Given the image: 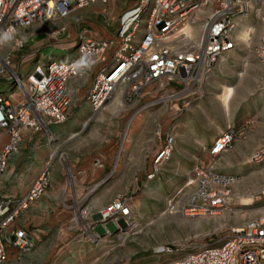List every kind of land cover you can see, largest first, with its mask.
Listing matches in <instances>:
<instances>
[{
    "label": "built area",
    "instance_id": "obj_1",
    "mask_svg": "<svg viewBox=\"0 0 264 264\" xmlns=\"http://www.w3.org/2000/svg\"><path fill=\"white\" fill-rule=\"evenodd\" d=\"M108 1L0 0V31L13 28L18 35L20 29L35 23L67 18L76 10L96 3L106 5ZM118 21L115 39H95L83 33L73 49L77 53L69 60L53 56L46 63L37 61L26 75L17 72L7 54L11 48L20 50L23 40L16 35L11 46L0 47V76L14 87L10 93H0V177L27 130L41 132L49 144L59 139L55 127L70 119L82 88L89 86L88 79L95 72L93 87L86 88L85 101L99 112L121 94L127 109L134 110L130 125L135 117L155 105L170 107L176 118L204 98L216 66L239 49L242 25L255 29L246 47L255 38L258 25H262L253 51L264 67V0H140ZM84 50H90L97 62L85 74H77L72 64ZM157 134L162 136L161 128ZM240 135L236 125H229L214 141L212 156L228 152ZM126 136L128 128L118 156L124 150ZM165 142L150 177L157 175L172 156L175 136L168 133ZM251 162L264 163V144L253 153ZM51 180V169L45 168L26 193L0 194V264L8 260V246L23 253L33 250L36 234L26 229L13 230L11 225L45 194ZM235 182V176L221 172L214 164L199 163L188 182L195 184L194 189L178 210L191 216H213L229 210L242 198L253 197V203L260 199L262 204L256 217L215 239L194 246L159 245L154 253L177 255L170 264H264V190L257 195L240 196L233 191ZM78 213L82 220L81 237L91 243L102 237L96 229L99 224L107 228L106 234H111L107 227L110 221L118 232L133 224L134 210L127 196H119L98 213L81 208Z\"/></svg>",
    "mask_w": 264,
    "mask_h": 264
},
{
    "label": "rangeland",
    "instance_id": "obj_2",
    "mask_svg": "<svg viewBox=\"0 0 264 264\" xmlns=\"http://www.w3.org/2000/svg\"><path fill=\"white\" fill-rule=\"evenodd\" d=\"M119 1L120 3L126 1V7H131L140 0ZM103 6L100 11L102 15L109 18L111 13L109 7ZM83 10H76L69 18L54 20L47 24H33L30 28L35 31L34 34L28 38H20L24 42L22 52L26 54L28 52L26 49L29 47L35 51L39 46L45 45L48 49L50 45H58L59 42L62 44L64 40L75 38L77 31L80 35L90 34L88 24L81 16ZM70 19L71 23L66 24ZM110 23L116 33L106 40L116 38L120 25L118 20H112ZM257 29L258 32L251 40L249 47H246V42L242 40L239 49L231 52L229 57L216 66L208 81V94L195 102L189 110L176 118L172 115L170 107L166 105L158 104L142 112V114L154 113L157 123H166L169 126L178 124L175 149L170 160L157 175L150 177L152 173L148 171L150 165L148 162L147 171L140 173L132 171L133 165H142L140 162L147 154L142 152L144 149L142 146L147 142L146 139H150L148 136L141 138L138 135V139L135 138L136 140L134 139L132 143L133 150H128L126 155L124 154L127 144L124 143V150L121 156L120 154L118 156L125 122L132 117L134 111L127 109L121 94L111 100V102H117V106L115 105L111 110L92 115L81 114V118H85V121H71L62 133L61 140L58 139L52 144H47L45 140L37 149H33L37 159L31 160L29 172L39 171L40 173L45 168L53 169V188L49 189L39 203V207H42L39 211L49 213L50 220L45 221V224L58 228L64 222H56L52 218L57 214H65L66 218L72 219L68 225L72 224L78 228L70 236H62L52 230L45 236H39L36 233L35 246L31 252H28L32 255L27 260L48 262L63 259V256L70 260H74L75 257L80 260L78 247L80 244L91 242L81 237L82 220L78 210L88 209L98 213L99 202L107 200L109 201L105 204L107 205L112 198L115 200L119 196L130 198L134 210L133 224L125 226L123 231L112 235L108 241L101 244L103 248L98 249V255H96L98 264H164L154 259L156 258L155 246L160 244L194 246L223 236L231 227L239 226L261 212L260 199H256L253 203V197L242 198L240 199L242 203L234 202L229 210L213 216L187 215L178 210L179 207L175 203V200L179 201V196L183 194L181 192H190L194 189L195 184L188 185V182L197 159L200 158L202 162L214 160L207 154L204 147H201L202 143L210 144L214 137H217L229 124H235L240 134L244 129L249 133L256 131L259 135L264 132V128H261L264 124V101L262 102L264 77L261 62L253 51V46L258 42L263 29L262 25L259 24ZM93 38L99 39V36L94 33ZM77 44V41H72L67 44L66 49L54 46L46 51L49 55H55L57 59L65 56V60H69L77 53L69 49L75 48ZM35 45L37 46L33 47ZM116 48L117 45L114 49ZM17 51L19 49L11 48L7 50V54L13 57ZM110 59L111 56H109ZM42 61L45 62V58ZM22 65L20 64V67ZM96 75L97 72L92 74L88 87H93ZM225 87L234 89L229 113H225L221 99ZM86 94L87 89L84 87L80 93L82 101L86 100ZM55 129L61 131L63 126L55 127ZM129 130L128 127V132ZM134 132L136 128L132 130V135ZM126 138L129 140V135ZM151 140L148 141L150 145ZM248 154L236 146L217 160L218 170L236 177L232 188L241 191L240 196L250 195L251 193H244L245 190L252 189L251 186L262 180L260 169L263 170L264 163H253L251 157L249 162H246L250 155ZM105 160H110L111 167L106 164L109 168L105 172L97 175L92 173L89 166H92L93 170L95 167L103 166ZM117 162H119L118 165ZM246 163L249 164L246 165ZM88 168L90 172L86 171ZM160 175L161 178L158 179ZM65 188L66 190L63 191ZM262 190L264 188L257 194ZM57 198L62 199L60 204L55 201ZM107 227L111 234L117 231L113 221L108 222ZM96 229L101 235L108 231L103 224H99ZM101 239L102 237L97 243L91 244H99ZM49 247L59 248L53 252L48 249ZM105 247L111 248L108 253H105ZM90 259L92 257L89 255L84 258V260Z\"/></svg>",
    "mask_w": 264,
    "mask_h": 264
},
{
    "label": "crops",
    "instance_id": "obj_3",
    "mask_svg": "<svg viewBox=\"0 0 264 264\" xmlns=\"http://www.w3.org/2000/svg\"><path fill=\"white\" fill-rule=\"evenodd\" d=\"M138 2H136L131 7H126V1H123L122 3H120L119 0H109L108 3L106 4V6L109 7V10L111 12L109 15V18L108 17L106 18V16L102 15V13L100 11L102 6L104 5V4L102 5V3L101 4L96 3L94 5H91L90 7L85 8L83 10V13L81 14V16L85 19V22L88 24V27L91 31L90 34H88V36L93 38V35L95 33L97 36H99V39L110 38L111 35H114L116 33L115 30L112 28L110 22H112V20L117 21L122 13H124L125 11L136 6V4ZM69 17H67V18H69ZM71 19H73V18H71ZM71 19L68 20L69 23H66V24H70ZM101 19H102V21L100 22ZM30 27L31 26L20 29L17 37L18 38H28V36L30 37V35H33L35 31L33 30V28H30ZM79 38H80V33H78V31H77V35L75 38L69 39L68 41L64 40L65 42H62V44H59V43H61V42H59L58 45L53 44L50 46L51 47L56 46V47H59L62 49H66L68 43H70L72 41L78 42ZM37 45H35L33 47H36ZM51 47H48V49ZM31 48L29 47L26 49L28 51L26 54L22 52L23 51V48H22L19 51H17V53L14 54V56L12 57V61H13V64H14L17 72L23 73V74L25 73V71H23V67L22 66L20 67V64H23L24 67L27 64H31V66H33V65H35V63L37 61H41L42 63H46V62H48L47 59L50 58V56H51V58H53V56L55 57V55H53V54L49 55L47 53L46 50H48V49L45 48V45L36 47L38 49H36L35 51H33ZM72 49H74V48H72ZM19 53L22 54L21 55L22 58L21 57L19 58V56H18ZM36 55H37V59L34 61L33 58L36 57ZM44 58H45V62L42 61V59H44ZM23 61H25V63H23ZM262 71H263L262 73H263V77H264L263 65H262ZM4 79H3V77L2 78L0 77V86L2 84L1 81L2 82L5 81ZM6 80H8V79H6ZM90 80H91V78L88 79V81H90ZM84 87L87 88L88 84H85ZM263 101L264 100H262V102ZM116 103L117 102H111V101L108 102L98 113H102L104 111L111 110L112 108L115 107ZM263 107H264V104H263ZM79 110H82V111H79ZM85 110H87V111H85ZM87 113L92 115L93 113L95 114L97 112H94L91 105L89 103H87L86 101H82V99L80 98L79 102H77V104H75L73 109H72V115H71L70 119L65 124L61 125V126H63V129L61 131L57 130L59 140L62 139V133H64V130L68 128V125L70 124L71 121H74V122L85 121V118H81L80 115L81 114H87ZM154 115L155 114L152 112H145V113L140 114L137 117H135L134 120L130 123V125H129L130 119H128V121L126 120L127 123L125 122V130L128 128V125H129L130 130L128 132L129 140L126 141L127 148L125 149L124 155H126L128 150H133L131 148V146H132L134 139L135 138L138 139V135L141 136V138H144V136H146V137L148 136V138H150V139H146L147 142L144 143V146H142V147H144L142 152L147 153L145 155V158H143L142 162H140V164H142V165L141 166L133 165V167H134L132 170L133 172L140 173V172L147 171V168H146L147 162H148V164L150 163L148 171L150 170V173L154 172L155 159H156L158 153L164 148L165 143H166L165 137L168 133H172L175 136V142L177 144V134H178L177 126H178V124H177V126H172V125L169 126L166 123H160V122L157 123V121H156L157 119L155 118ZM83 117H85V116H83ZM229 125H231V124H229ZM56 127H58V126H56ZM135 128H136V132H134V135H132L133 134L132 130H135ZM137 128H138V130H137ZM159 128L162 129V136H159L157 134V131ZM226 128H225V130H226ZM261 128L262 129L264 128V124L261 126ZM225 130H223V131H225ZM252 133H253L252 131H251V133H249V131L244 129V131H242L241 135L239 136V138L235 142L234 146L230 149V150H233L236 146H238L239 149L241 151H243L244 153L245 152L249 153L250 155L248 154L249 156L247 157L246 162L247 161L249 162L250 157L253 155V153L256 150H258L264 144V132L261 133L260 135L256 131H255L256 134L255 133L252 134ZM220 134L218 136H220ZM218 136L214 137V139L212 140V142L210 144H206V143L201 144V147H204L207 154L210 157L214 158V160H211L209 162L206 158L207 161L202 162L199 160L200 159L199 158V159H197L198 161L195 165H197L199 163L201 164V162H202L203 164H207V163L208 164H214L217 167V165H218L217 160H218V158H221L223 155H221L220 157H214V156H212L210 151H211V147H212L214 141L218 138ZM149 140L152 141L151 145L148 143ZM44 142H45V138L41 132H36L33 130H27L24 133L18 150L10 155L9 161H8V168L0 177V194L1 195L24 194L29 190L33 181L39 175V171L37 173L36 172H29L30 168H31V166H30L31 160L37 159L34 156L35 151H33V149L34 148L37 149L39 147V145L44 143ZM47 144H49V143H47ZM215 159H216V161H215ZM109 162H110V160H105V164L103 166H98L100 168L95 167V168H93V170L91 168L92 166H89V167H90L92 173H95V175H97L98 173L105 172L107 170V168L111 167ZM118 163L119 162H117V165H118ZM106 164H108V166L109 165L110 166L108 167V166H106ZM247 164H249V163H246V165ZM262 166H263V170L259 168L262 172V173L260 172L262 180L259 183L257 182L256 185L251 186L252 189L245 190L244 193L257 194L262 188H264V165H262ZM39 168L41 169L42 167L40 166ZM90 169L88 168V169H86V171L90 172ZM252 170H254V168H252ZM52 172H53V169L51 167V178H52L51 185L47 189V191L45 192L44 195H46V193L49 191V189L51 190L53 188L52 187V182H53ZM160 178H161V175L158 179H160ZM84 180H86V179L84 178ZM57 185H59V184H57ZM65 190H66V188L63 191H65ZM233 191L236 194H239V195L242 194V192L237 190V189L235 190L233 188ZM190 192L189 191L188 192H181L183 194L181 196H179V201L175 200L176 205L177 206L182 205V203L184 202V198L186 201L188 196L190 195ZM44 195L32 203L30 208L27 209L23 213V215L20 218H18L14 224L11 225V229H13V230H15V229H26L28 232H30L32 234L37 233L39 236H45L51 230H52V232H57V233L61 234L62 236L73 235L74 231L78 227H76L72 224L68 225V222H70L72 219L66 218L67 216L65 214H57L54 216V218H52L56 222H64V223H61L58 228H56L54 225L45 224V221L50 220L49 213H42L39 211L42 208V207H39V205H40L39 203H40L41 199L44 197ZM178 195H180V194L178 193ZM113 200L114 199L112 198L110 203ZM182 200H183V202L181 203ZM55 201H57V203L60 204V201H62V199L57 198V200H55ZM108 202L109 201H107V200L105 202H99L100 205L97 204L98 205L97 209L102 210L104 207H106L108 205V204L105 205ZM249 220H250V218H249ZM52 232H51V234H52ZM116 233H118V232H114L113 234L101 235L102 239H101L99 244H91V243L80 244V246L78 247L79 252H80L79 257L81 258L80 260H78L76 257L74 260H70V259H67V257L63 256V259H59V260L54 259V260H51L48 262L30 261V260H27V258H29L32 255V253H23L17 247L11 245V246H8V260L2 264H98V262H97L98 260L96 259V255H98L97 250L103 248V246L101 244H103V242L108 241V239ZM34 236L37 237L36 235H34ZM160 245H165V244H160ZM157 246H159V245H157ZM157 246H155L154 249ZM56 248H59V247H53V248L49 247L48 249L54 252V250ZM110 249H111L110 247H108V248L105 247V253H108V250H110ZM92 254H95V255H92ZM88 255L91 256L92 259L84 260V258H86ZM154 256L156 257L154 259L157 262L158 261L163 262L164 264H170L172 260H174L175 258L178 257L177 255H173V256H171V255H157L155 253H154Z\"/></svg>",
    "mask_w": 264,
    "mask_h": 264
},
{
    "label": "clouds",
    "instance_id": "obj_4",
    "mask_svg": "<svg viewBox=\"0 0 264 264\" xmlns=\"http://www.w3.org/2000/svg\"><path fill=\"white\" fill-rule=\"evenodd\" d=\"M16 35V30L13 28L0 31V47L11 46ZM96 62L94 54L90 50H84L81 57L73 62L72 69L77 74H85L95 66Z\"/></svg>",
    "mask_w": 264,
    "mask_h": 264
},
{
    "label": "bare ground",
    "instance_id": "obj_5",
    "mask_svg": "<svg viewBox=\"0 0 264 264\" xmlns=\"http://www.w3.org/2000/svg\"><path fill=\"white\" fill-rule=\"evenodd\" d=\"M253 26L250 25H242V27L240 28V34L239 37L242 38L243 41H245L246 43L249 41V36L252 34V32L255 30H253ZM225 91L224 93L221 95V99H222V103H223V107L225 110V113H229L230 112V102L231 99L233 97V92L234 89L232 87H225Z\"/></svg>",
    "mask_w": 264,
    "mask_h": 264
},
{
    "label": "trees",
    "instance_id": "obj_6",
    "mask_svg": "<svg viewBox=\"0 0 264 264\" xmlns=\"http://www.w3.org/2000/svg\"><path fill=\"white\" fill-rule=\"evenodd\" d=\"M73 50V49H70ZM21 53H19V58L21 57ZM22 58V57H21ZM37 59V55L36 57L33 58V60L35 61ZM51 60V56L50 58L47 59V61L49 62ZM13 62V61H12ZM23 63H25V61H23ZM23 66V65H22ZM34 66V65H33ZM33 66H31V64H27L24 68L23 71H25L24 75L28 74L32 69ZM1 77V76H0ZM2 78V77H1ZM4 79V78H3ZM5 81L2 82L1 81V86H0V93H10L13 91L14 87L12 86V83L9 80L4 79Z\"/></svg>",
    "mask_w": 264,
    "mask_h": 264
}]
</instances>
